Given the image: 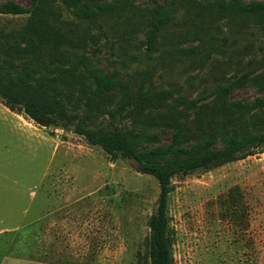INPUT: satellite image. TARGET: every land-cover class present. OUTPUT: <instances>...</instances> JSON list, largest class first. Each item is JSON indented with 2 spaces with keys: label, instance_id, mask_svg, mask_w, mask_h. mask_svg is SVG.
Segmentation results:
<instances>
[{
  "label": "rangeland",
  "instance_id": "1",
  "mask_svg": "<svg viewBox=\"0 0 264 264\" xmlns=\"http://www.w3.org/2000/svg\"><path fill=\"white\" fill-rule=\"evenodd\" d=\"M233 1L264 0L177 2L174 20L152 52L145 49L144 18L132 10L153 3L132 0L124 10L128 17H99L89 28L93 38L73 49L102 71H117L132 90L142 84L196 98L264 51V31L235 33L217 11L219 3ZM3 2L29 5V0ZM207 9L204 23L194 12ZM63 14L81 35L87 23L65 8ZM27 16L0 14V41L14 43ZM120 97L116 91L108 109ZM229 97L251 104L264 97V88L248 83ZM83 108L73 112L82 116ZM96 122L111 129L130 126L129 118L107 111ZM73 130L72 124L38 125L0 101V264H149L148 220L157 205L158 181L138 169L139 161L112 158ZM136 130L154 136L139 146L146 150L166 146L173 134L163 126ZM166 205L172 264H264V147L243 159L173 175Z\"/></svg>",
  "mask_w": 264,
  "mask_h": 264
},
{
  "label": "trees",
  "instance_id": "2",
  "mask_svg": "<svg viewBox=\"0 0 264 264\" xmlns=\"http://www.w3.org/2000/svg\"><path fill=\"white\" fill-rule=\"evenodd\" d=\"M99 1L29 0L27 7L0 3V14H28L26 23L14 35V43L0 41V101L41 126L72 124L75 133L89 144L99 145L112 158L139 161L140 170L154 176L160 189L148 220L149 264H172L166 217L170 178L243 159L264 147V97L251 104L229 97L233 89L248 83L264 88V51L260 47L262 52L245 59L224 83L196 98L173 97L170 91L142 84L132 90L117 71L104 72L88 55L73 49L84 48L87 39L93 38L89 28L99 17L112 13L118 18L129 16L124 10L127 4L132 6V0H115L114 4ZM181 1L196 4L195 0H151V7L132 10V14L144 18L140 23L146 27L147 52L156 49L159 35L174 20L178 9L175 3ZM64 8L87 23L81 35L76 36L77 30L70 26L73 23L65 19ZM216 8L229 18L235 33L254 36L255 31H264V1L221 2ZM202 10L194 14L207 23L204 17L208 9ZM250 46L248 42L244 49ZM116 91L121 97L115 109H108L107 102ZM169 97L173 98L171 102ZM82 107V116L73 112ZM104 111L129 118L130 126L111 129L97 123ZM139 126L170 128L171 142L139 149L142 142L155 139L137 132Z\"/></svg>",
  "mask_w": 264,
  "mask_h": 264
},
{
  "label": "water",
  "instance_id": "3",
  "mask_svg": "<svg viewBox=\"0 0 264 264\" xmlns=\"http://www.w3.org/2000/svg\"><path fill=\"white\" fill-rule=\"evenodd\" d=\"M138 169H140V165L138 166Z\"/></svg>",
  "mask_w": 264,
  "mask_h": 264
}]
</instances>
